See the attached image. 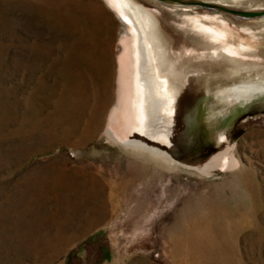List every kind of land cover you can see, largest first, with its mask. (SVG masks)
<instances>
[{
  "label": "rangeland",
  "instance_id": "rangeland-1",
  "mask_svg": "<svg viewBox=\"0 0 264 264\" xmlns=\"http://www.w3.org/2000/svg\"><path fill=\"white\" fill-rule=\"evenodd\" d=\"M146 28L121 0H0V264H264V113L201 171L125 142Z\"/></svg>",
  "mask_w": 264,
  "mask_h": 264
},
{
  "label": "bare ground",
  "instance_id": "bare-ground-1",
  "mask_svg": "<svg viewBox=\"0 0 264 264\" xmlns=\"http://www.w3.org/2000/svg\"><path fill=\"white\" fill-rule=\"evenodd\" d=\"M193 1L121 0L131 14L141 18L148 30L147 39H143L138 51L139 78L133 95L136 98V113L125 128V133L130 132L125 142L201 171L206 162L204 159L211 156L214 148L201 155L187 157L188 154L180 153L178 148L173 147L176 143L173 138L175 127L172 126L175 104L193 85L199 87L213 81L229 82L238 74L258 69L264 71V15L237 21L235 17L226 18L219 12L193 6ZM213 1L264 9V0ZM231 60L233 64L229 63ZM189 67L197 69V72L189 70ZM232 84L238 92H249L256 85L241 81ZM130 98L129 94L127 99ZM160 107L167 115L162 116L156 111ZM120 125L118 122L117 127Z\"/></svg>",
  "mask_w": 264,
  "mask_h": 264
},
{
  "label": "water",
  "instance_id": "water-1",
  "mask_svg": "<svg viewBox=\"0 0 264 264\" xmlns=\"http://www.w3.org/2000/svg\"><path fill=\"white\" fill-rule=\"evenodd\" d=\"M192 5L219 12L226 18L235 17L237 21L264 15V9L256 10L213 0H194ZM237 76L229 82L213 81L199 87L193 85L175 104L174 121L183 128L180 137L185 138V141H180V138L177 141L180 151L201 155L217 145H223L242 121L264 113V71L258 69ZM237 81L256 85L249 92H238V88L232 84Z\"/></svg>",
  "mask_w": 264,
  "mask_h": 264
},
{
  "label": "crops",
  "instance_id": "crops-1",
  "mask_svg": "<svg viewBox=\"0 0 264 264\" xmlns=\"http://www.w3.org/2000/svg\"><path fill=\"white\" fill-rule=\"evenodd\" d=\"M98 231V230H97ZM97 231H95L93 234H95ZM107 264V263H106Z\"/></svg>",
  "mask_w": 264,
  "mask_h": 264
}]
</instances>
